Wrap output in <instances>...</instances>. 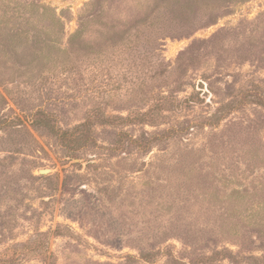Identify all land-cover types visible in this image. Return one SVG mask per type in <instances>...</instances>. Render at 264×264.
Here are the masks:
<instances>
[{
	"label": "rangeland",
	"instance_id": "374dc122",
	"mask_svg": "<svg viewBox=\"0 0 264 264\" xmlns=\"http://www.w3.org/2000/svg\"><path fill=\"white\" fill-rule=\"evenodd\" d=\"M0 264H264V0H0Z\"/></svg>",
	"mask_w": 264,
	"mask_h": 264
},
{
	"label": "trees",
	"instance_id": "16d2710c",
	"mask_svg": "<svg viewBox=\"0 0 264 264\" xmlns=\"http://www.w3.org/2000/svg\"><path fill=\"white\" fill-rule=\"evenodd\" d=\"M46 114L44 111H40L36 114L35 120L38 121V124H46L47 122H43L45 119ZM87 123H82L78 127L74 128L73 130H57L56 128L53 129V132L58 136L60 142L64 144L69 150L71 151H79L85 145L88 144L89 139L80 140V136H78L79 130H86L88 128ZM88 132V130L86 131ZM125 135V134H124Z\"/></svg>",
	"mask_w": 264,
	"mask_h": 264
},
{
	"label": "water",
	"instance_id": "95a60500",
	"mask_svg": "<svg viewBox=\"0 0 264 264\" xmlns=\"http://www.w3.org/2000/svg\"><path fill=\"white\" fill-rule=\"evenodd\" d=\"M40 173L41 174H44V175L45 174H49L50 173V170H47V169L46 170H41Z\"/></svg>",
	"mask_w": 264,
	"mask_h": 264
}]
</instances>
